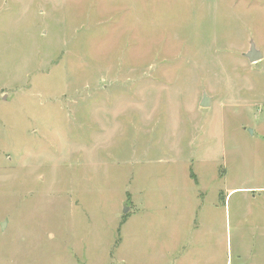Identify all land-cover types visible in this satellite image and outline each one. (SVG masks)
I'll return each instance as SVG.
<instances>
[{"label":"rangeland","instance_id":"rangeland-1","mask_svg":"<svg viewBox=\"0 0 264 264\" xmlns=\"http://www.w3.org/2000/svg\"><path fill=\"white\" fill-rule=\"evenodd\" d=\"M0 264H264V0H0Z\"/></svg>","mask_w":264,"mask_h":264},{"label":"water","instance_id":"water-1","mask_svg":"<svg viewBox=\"0 0 264 264\" xmlns=\"http://www.w3.org/2000/svg\"><path fill=\"white\" fill-rule=\"evenodd\" d=\"M249 44H250L249 49L247 53L244 54V58L248 59L250 63H258L262 61V54L259 50L256 49V45L254 44V42L251 40ZM209 104H210L209 97L207 96L206 93H203L199 106L201 108L203 107L206 108V107H209Z\"/></svg>","mask_w":264,"mask_h":264}]
</instances>
